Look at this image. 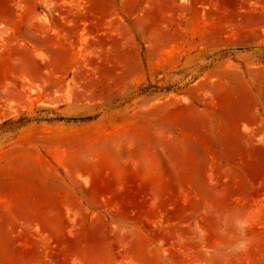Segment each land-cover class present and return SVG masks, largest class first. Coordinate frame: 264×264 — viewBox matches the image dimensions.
I'll list each match as a JSON object with an SVG mask.
<instances>
[{"label":"rangeland","instance_id":"374dc122","mask_svg":"<svg viewBox=\"0 0 264 264\" xmlns=\"http://www.w3.org/2000/svg\"><path fill=\"white\" fill-rule=\"evenodd\" d=\"M0 264H264V0H0Z\"/></svg>","mask_w":264,"mask_h":264},{"label":"clouds","instance_id":"9594fccd","mask_svg":"<svg viewBox=\"0 0 264 264\" xmlns=\"http://www.w3.org/2000/svg\"><path fill=\"white\" fill-rule=\"evenodd\" d=\"M237 227L240 230V234L242 237V239H240L237 244L235 245V251L237 252H241V251H245L250 243V241L248 239H246V229L248 228V221L247 219H243V220H239L237 221Z\"/></svg>","mask_w":264,"mask_h":264}]
</instances>
